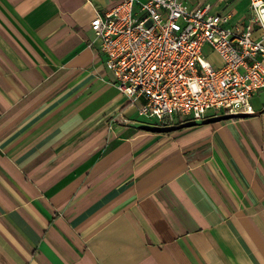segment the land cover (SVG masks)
Here are the masks:
<instances>
[{
	"label": "crops",
	"instance_id": "obj_1",
	"mask_svg": "<svg viewBox=\"0 0 264 264\" xmlns=\"http://www.w3.org/2000/svg\"><path fill=\"white\" fill-rule=\"evenodd\" d=\"M119 2L0 0V264H264V90L241 117L128 125L91 28Z\"/></svg>",
	"mask_w": 264,
	"mask_h": 264
},
{
	"label": "built area",
	"instance_id": "obj_2",
	"mask_svg": "<svg viewBox=\"0 0 264 264\" xmlns=\"http://www.w3.org/2000/svg\"><path fill=\"white\" fill-rule=\"evenodd\" d=\"M250 7L246 23L227 27L229 15L181 0H120L91 28L138 116L170 126L254 112L264 90V0Z\"/></svg>",
	"mask_w": 264,
	"mask_h": 264
},
{
	"label": "water",
	"instance_id": "obj_3",
	"mask_svg": "<svg viewBox=\"0 0 264 264\" xmlns=\"http://www.w3.org/2000/svg\"><path fill=\"white\" fill-rule=\"evenodd\" d=\"M241 116L243 115L224 114V115L209 117L204 120L186 121L183 123L170 125V126H158V125L148 124V123H144L140 121H136V122L126 121L125 123L135 128L153 132V133H169L173 131L182 130L185 128L194 127V126L217 123V122H221V121H225V120H229V119L241 117Z\"/></svg>",
	"mask_w": 264,
	"mask_h": 264
},
{
	"label": "rangeland",
	"instance_id": "obj_4",
	"mask_svg": "<svg viewBox=\"0 0 264 264\" xmlns=\"http://www.w3.org/2000/svg\"><path fill=\"white\" fill-rule=\"evenodd\" d=\"M141 121H145V122H147V123H155V121H153V120H147V119H140Z\"/></svg>",
	"mask_w": 264,
	"mask_h": 264
}]
</instances>
